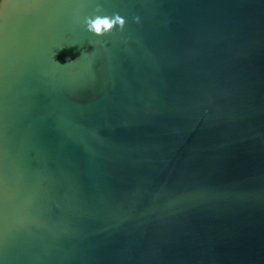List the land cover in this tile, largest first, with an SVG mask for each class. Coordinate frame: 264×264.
Masks as SVG:
<instances>
[{"label":"water","instance_id":"1","mask_svg":"<svg viewBox=\"0 0 264 264\" xmlns=\"http://www.w3.org/2000/svg\"><path fill=\"white\" fill-rule=\"evenodd\" d=\"M0 264H264V0H5Z\"/></svg>","mask_w":264,"mask_h":264},{"label":"clouds","instance_id":"2","mask_svg":"<svg viewBox=\"0 0 264 264\" xmlns=\"http://www.w3.org/2000/svg\"><path fill=\"white\" fill-rule=\"evenodd\" d=\"M3 4L0 7H3ZM103 12L101 7L96 9V14L84 17L83 24L87 31L95 34L96 36L103 37L105 35L111 34L117 26L120 31H123L126 27V19L123 18L119 13H114L112 16L101 15ZM136 23H140V17H134Z\"/></svg>","mask_w":264,"mask_h":264}]
</instances>
